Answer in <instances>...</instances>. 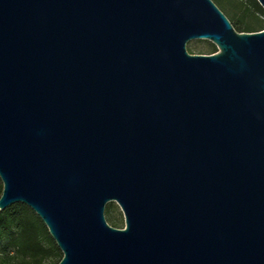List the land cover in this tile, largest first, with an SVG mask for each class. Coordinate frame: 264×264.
Instances as JSON below:
<instances>
[{"label":"water","instance_id":"1","mask_svg":"<svg viewBox=\"0 0 264 264\" xmlns=\"http://www.w3.org/2000/svg\"><path fill=\"white\" fill-rule=\"evenodd\" d=\"M0 180L56 264H264V28L212 0H0Z\"/></svg>","mask_w":264,"mask_h":264},{"label":"trees","instance_id":"2","mask_svg":"<svg viewBox=\"0 0 264 264\" xmlns=\"http://www.w3.org/2000/svg\"><path fill=\"white\" fill-rule=\"evenodd\" d=\"M249 1L264 15V10L257 0ZM213 2L226 15L235 30L252 32L264 28V22L258 18L232 20L217 1ZM207 45L209 53L217 50L212 42L207 41ZM1 189L0 180V193ZM112 205L110 202L105 206L106 212H109ZM112 222L115 227H122L121 223ZM61 257L62 253L49 235L46 226L28 206L14 203L0 210V264H56Z\"/></svg>","mask_w":264,"mask_h":264},{"label":"rangeland","instance_id":"3","mask_svg":"<svg viewBox=\"0 0 264 264\" xmlns=\"http://www.w3.org/2000/svg\"><path fill=\"white\" fill-rule=\"evenodd\" d=\"M213 1H217V4L223 9V11L230 18H232V20L245 21L246 19H249V17H251V18H258L264 22V15L258 10H256L255 7L252 6V3H250L249 0H213ZM207 41L208 40L192 39L186 43V49L191 54H209ZM111 203L113 205L112 208L109 210V212H106V209L104 210V215L107 222L110 225L114 226L112 221H115L117 223H121L122 227H124V218L119 206L114 201H112ZM122 227H117V228H122ZM52 263H54V261Z\"/></svg>","mask_w":264,"mask_h":264}]
</instances>
